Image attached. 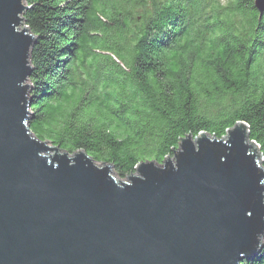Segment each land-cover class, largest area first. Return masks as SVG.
Returning a JSON list of instances; mask_svg holds the SVG:
<instances>
[{
	"label": "trees",
	"instance_id": "obj_1",
	"mask_svg": "<svg viewBox=\"0 0 264 264\" xmlns=\"http://www.w3.org/2000/svg\"><path fill=\"white\" fill-rule=\"evenodd\" d=\"M34 135L120 178L238 122L264 158V15L255 0H27ZM264 165V160H263ZM243 264H264L260 253Z\"/></svg>",
	"mask_w": 264,
	"mask_h": 264
},
{
	"label": "water",
	"instance_id": "obj_2",
	"mask_svg": "<svg viewBox=\"0 0 264 264\" xmlns=\"http://www.w3.org/2000/svg\"><path fill=\"white\" fill-rule=\"evenodd\" d=\"M262 17L264 0H255ZM0 0V264H243L264 240V165L249 127L182 138L120 178L32 132L36 36ZM50 144L52 146H50Z\"/></svg>",
	"mask_w": 264,
	"mask_h": 264
},
{
	"label": "rangeland",
	"instance_id": "obj_3",
	"mask_svg": "<svg viewBox=\"0 0 264 264\" xmlns=\"http://www.w3.org/2000/svg\"><path fill=\"white\" fill-rule=\"evenodd\" d=\"M50 146H52V145L50 144ZM123 179H125V178H123Z\"/></svg>",
	"mask_w": 264,
	"mask_h": 264
}]
</instances>
